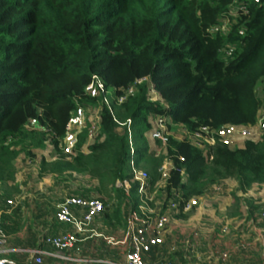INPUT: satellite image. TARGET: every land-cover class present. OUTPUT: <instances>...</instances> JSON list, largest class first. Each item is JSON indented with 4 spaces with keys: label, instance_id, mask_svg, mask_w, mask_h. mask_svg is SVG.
Listing matches in <instances>:
<instances>
[{
    "label": "trees",
    "instance_id": "obj_1",
    "mask_svg": "<svg viewBox=\"0 0 264 264\" xmlns=\"http://www.w3.org/2000/svg\"><path fill=\"white\" fill-rule=\"evenodd\" d=\"M225 21L226 32H210ZM97 81L113 90L112 103L88 93ZM79 105L101 107L99 131L87 152L85 130L66 156L60 142ZM263 109L264 0H0V190L15 181L20 155L32 158L49 142L56 159H42L40 176L96 181L84 196H101L118 223L129 213L123 206L139 205L133 167L153 191L169 163L157 197L165 204L226 179L244 192L264 184V134L208 152L171 135L152 149L147 134L158 117L168 131L252 126Z\"/></svg>",
    "mask_w": 264,
    "mask_h": 264
},
{
    "label": "crops",
    "instance_id": "obj_2",
    "mask_svg": "<svg viewBox=\"0 0 264 264\" xmlns=\"http://www.w3.org/2000/svg\"><path fill=\"white\" fill-rule=\"evenodd\" d=\"M244 143L238 140L233 147H242ZM48 150H34L35 157L32 158L20 155L14 162L15 181L8 183L7 192L0 190L1 227L6 236L5 244L0 247V260L9 264H123L130 250L126 237L129 213L123 212L122 221L118 223L111 213L107 215L104 211L77 235L78 241L69 249L58 250L45 242L46 238L74 233L72 225L57 220L58 207L70 197L87 198L85 190L97 184L75 172L60 177L54 174L40 176L42 159H56L55 152ZM88 181L90 184H86ZM255 201H264V184L243 192L238 189L235 179L224 180L222 194L211 193L204 197L205 205L183 218H172L163 235L164 244L156 247L150 258L211 264L218 261L220 253L227 251L231 254L229 260L264 264V241L250 225L254 220L258 228L264 227L257 218L264 205ZM132 207L131 204L122 208L130 212ZM71 211L79 218L83 214V209L76 206ZM223 227L227 233L221 232ZM204 230L208 233L207 238L202 236ZM200 244L205 246L203 260L199 254ZM38 250L42 251L40 263L36 262ZM187 254L194 257L185 259Z\"/></svg>",
    "mask_w": 264,
    "mask_h": 264
},
{
    "label": "built area",
    "instance_id": "obj_3",
    "mask_svg": "<svg viewBox=\"0 0 264 264\" xmlns=\"http://www.w3.org/2000/svg\"><path fill=\"white\" fill-rule=\"evenodd\" d=\"M258 2L259 0H254ZM233 13V14H232ZM231 15L236 16L235 12ZM228 21H225L221 26L214 27L210 30L211 33L226 32ZM243 33L242 31L240 32ZM153 90V89H152ZM88 93L92 97H98L101 93L106 97L105 102L109 103L107 98L108 91L104 88L103 84L96 82L91 84L87 88ZM151 91V90H150ZM134 89L131 88L128 94H133ZM154 95L157 93L153 90ZM157 96V95H156ZM151 97L153 101L157 100V97ZM125 100V97H121L119 102ZM101 121V107L93 105H79L76 111L69 119L66 128L65 136L60 142V151L66 156H71L75 153L79 143V136L86 130L87 141L82 147V151L87 152L89 146L94 142L100 127ZM153 129L147 134V140L149 141L150 147L155 149L156 142H160L161 146H165L168 142L169 136H174L178 139L186 138L194 146L201 150L208 152L211 147L217 143L234 146L238 140L246 141H258L264 134V109L258 115L257 123L255 125L248 126H236V125H225L219 129H211L207 126L199 128L197 131L190 133L185 128L176 127L179 131L174 133L172 130L168 131L164 120L161 117L154 118L152 121ZM178 133H181L180 135ZM47 149L49 152H54V147L47 142ZM132 154L134 150L131 151ZM56 158V157H55ZM211 158V157H209ZM169 163L165 162L160 169L163 177V181L156 184L153 191L150 190V186L147 184V174L133 167L132 175L133 180L139 183L137 191V197L139 198V205L137 209H132L129 212L127 220V239L130 242V250L126 254V259L123 264H181L178 259L168 261H158L150 258L152 252L156 247L164 244L163 235L168 230V226L172 218H178L183 215L192 213L196 208L205 205L204 197L211 193L222 194L224 191V181L219 182L212 186V188L206 191L202 196L194 197L188 201L180 203L175 200H170L167 204L166 195L163 200H159L158 189L163 187L165 179L168 177ZM118 186H122L118 183ZM127 194L129 195L128 183L125 185ZM179 199L178 194H175V199ZM258 205H264V201ZM9 204H13V201H9ZM254 203V202H253ZM256 203H254L256 205ZM153 204V206L151 205ZM73 206L83 209V214L79 218L72 213L71 208ZM245 209H249L248 205H244ZM263 207V206H262ZM106 206L104 202L97 197L81 198V197H70L67 198L59 207L57 213V220L59 222L67 223L73 226V234H65L58 237L46 238L45 242L52 245L58 250H66L71 248L78 241V234H82L86 228L92 224L93 220L105 211ZM257 218L260 222L264 223V207L257 214ZM2 216L0 214V247L6 242V236L4 235L1 227ZM252 228L260 235V238L264 241V227L258 228V224L254 220L251 221ZM227 229L223 227L222 232L227 233ZM112 243V241H110ZM189 245L191 243L188 241ZM195 246L191 250L193 254ZM38 257L36 262H41V250L37 252ZM194 255H186V258L191 260ZM231 254L229 252H222L217 256V260L222 264H226L230 259ZM187 260V259H186ZM0 264H9L3 260H0ZM187 264H191L187 261ZM248 264H256L249 262Z\"/></svg>",
    "mask_w": 264,
    "mask_h": 264
},
{
    "label": "rangeland",
    "instance_id": "obj_4",
    "mask_svg": "<svg viewBox=\"0 0 264 264\" xmlns=\"http://www.w3.org/2000/svg\"><path fill=\"white\" fill-rule=\"evenodd\" d=\"M233 14V13H232ZM235 14V13H234ZM113 90L110 88L109 90H108V94H107V97H108V99H109V103H112L113 102V100H114V95H113ZM258 93H259V95L261 94V90H260V87H259V89H258ZM149 95H150V97H155L156 95H154V93H153V90H151L150 92H149ZM157 97V96H156ZM174 128V127H173ZM179 131V129L178 128H176L173 132L174 133H177ZM179 135L181 134V133H178ZM240 145V144H239ZM33 157H35V156H33ZM86 184H90V182L88 181V182H86ZM94 197H97V198H101V196H99V195H93ZM133 199L134 200H136L137 199V194L136 193H133ZM101 200V199H100ZM232 211H233V209H232ZM221 216V215H220ZM204 222H206V221H204ZM204 227H206V226H204ZM232 228H233V225L231 226ZM220 229H221V227H220ZM221 232H222V230H221ZM207 234L208 233H206V230H204L203 231V237L204 238H207ZM201 236V237H202ZM200 237V238H201ZM201 245V244H200ZM205 246L202 244L200 247H199V254H201L200 256H201V259L203 260V258H204V256H206L205 254H204V252H205ZM184 261H186V260H184ZM232 261V262H231ZM187 262V261H186ZM231 262V263H230ZM199 264H201V262L199 261ZM202 264H208V262L207 261H205V262H203ZM211 264H222L221 262H219V261H216V260H214V261H212V263ZM226 264H243L242 262H241V260H239V259H234V260H229Z\"/></svg>",
    "mask_w": 264,
    "mask_h": 264
}]
</instances>
